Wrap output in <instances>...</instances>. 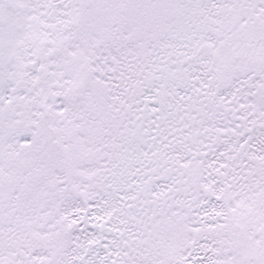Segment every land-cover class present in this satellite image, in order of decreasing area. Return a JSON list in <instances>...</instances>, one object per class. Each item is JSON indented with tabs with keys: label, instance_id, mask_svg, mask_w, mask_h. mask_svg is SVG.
Masks as SVG:
<instances>
[{
	"label": "snow or ice",
	"instance_id": "1",
	"mask_svg": "<svg viewBox=\"0 0 264 264\" xmlns=\"http://www.w3.org/2000/svg\"><path fill=\"white\" fill-rule=\"evenodd\" d=\"M0 264H264V0H0Z\"/></svg>",
	"mask_w": 264,
	"mask_h": 264
}]
</instances>
